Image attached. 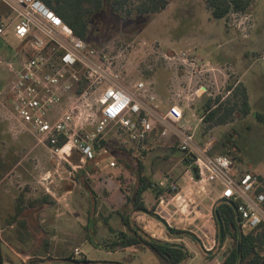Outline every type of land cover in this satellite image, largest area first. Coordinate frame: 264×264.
I'll return each mask as SVG.
<instances>
[{
    "label": "rangeland",
    "instance_id": "obj_1",
    "mask_svg": "<svg viewBox=\"0 0 264 264\" xmlns=\"http://www.w3.org/2000/svg\"><path fill=\"white\" fill-rule=\"evenodd\" d=\"M168 2L167 8L158 14L147 18L133 16L127 20H122L106 7L92 19L86 41L98 50L107 48L121 52V59L132 80L147 76L152 68L160 65L157 53L160 51H189L210 62L215 69L210 74L218 79V86L209 84V90L213 98L220 96L222 101L230 94L226 90L227 84L236 85L239 77L249 95L252 113L225 126L212 128L213 132L207 137L218 140L216 147L230 157L236 171H239L238 175L248 170L264 175V0H254L247 13L231 15L227 20L214 19L204 0ZM21 48L22 43L16 39L12 29L0 39V104H8L5 92L12 73L21 64ZM178 75L179 81L185 80L183 74ZM223 78L227 79V83ZM174 89L175 84L171 90ZM199 106L197 102L194 110L198 112ZM3 113L5 110L0 105V156L10 167L0 183L3 264H42L48 259L66 260L77 251L92 262H161L152 251L142 246L117 251L104 248L106 243L115 239L114 235L126 231L116 215L108 220V224L104 223V216L123 208L125 198L120 189L117 195L107 192L109 187L102 182L109 178L110 190L116 186L120 188L122 180L119 177L126 175L123 167L118 165L116 169L107 170L99 162L96 167H85L80 172L79 169L73 171L66 162L58 166L55 156L47 148L37 145L32 137L8 133ZM258 115H263V119H258ZM159 130L163 131L161 136L167 139L166 130ZM197 132L196 142L200 143V129H196L195 134ZM107 143L113 157H116V148L120 146L138 152L139 146L123 139L110 137ZM159 146L153 144L151 147L156 151L151 153L153 158L150 156L148 172L157 181L168 170L166 173L170 179L179 180L184 170V163L179 160L183 153L177 150L170 158L163 155L159 158ZM76 163L77 157L73 158L72 165ZM78 172L81 173L79 177L76 175ZM82 180L88 182L93 193L80 183ZM20 195L30 200L49 196L54 204H38L36 210H32L35 213L24 217L25 223L20 219L12 221L16 198ZM215 195L217 192L209 199L215 198ZM95 199L96 211L93 210ZM146 199L151 201L149 195ZM189 233L191 236H186L185 242L190 250L201 255L200 261L205 253L199 247L198 238L204 237L196 229ZM190 237L199 244L192 242ZM82 255H75V259H80Z\"/></svg>",
    "mask_w": 264,
    "mask_h": 264
},
{
    "label": "built area",
    "instance_id": "obj_2",
    "mask_svg": "<svg viewBox=\"0 0 264 264\" xmlns=\"http://www.w3.org/2000/svg\"><path fill=\"white\" fill-rule=\"evenodd\" d=\"M0 2L11 13L0 21V38L12 29L22 43L23 59L5 92L8 104H0L13 135L32 137L37 145L55 156L58 166L66 162L73 171L85 169L88 162H100L107 169H116L118 163L103 141L108 142L110 137L123 139L139 146V151L155 128L162 127L176 138L178 149L191 159L189 175L196 193L210 197L212 191H217L218 200L237 203L243 232L264 223V195L256 193L257 176L245 173L235 177L230 157L211 156L210 141L197 146L193 129L184 124L186 111H193L196 100L209 92L202 82L215 71L210 62L189 51L157 52L161 63L150 71L161 67L176 75L181 73L186 79L176 91L177 101L169 103L168 110L163 112L151 81L144 75L137 80L129 78L121 52L94 48L42 0ZM204 118L205 114L199 121L203 122ZM75 157L78 163L72 165ZM194 168L197 176L191 175ZM169 187L173 198L180 195L178 184L169 182ZM186 200L182 199L179 213ZM163 220L177 230L178 226ZM204 222L194 228L204 237L198 238L203 251L212 253L217 244L212 210ZM75 255L82 254L77 251ZM75 255L73 259L77 260ZM84 260L88 259L82 255L77 261ZM42 264L104 263L56 259Z\"/></svg>",
    "mask_w": 264,
    "mask_h": 264
},
{
    "label": "trees",
    "instance_id": "obj_3",
    "mask_svg": "<svg viewBox=\"0 0 264 264\" xmlns=\"http://www.w3.org/2000/svg\"><path fill=\"white\" fill-rule=\"evenodd\" d=\"M47 7L60 16L63 21L69 25L75 34L80 38L87 40L91 27L92 19L99 14L104 8H110L122 20H127L133 16L149 17L164 11L168 6V0H42ZM208 11L214 19H228L231 15L245 14L249 11L254 0H204ZM259 57V55H256ZM260 58V57H259ZM173 76V71L165 68H156L149 71L146 79L150 80L155 93L159 96L158 81L161 79L165 82V89H168V83ZM227 92H230L229 97L222 101V97L218 96L214 99H207L206 103L201 106L205 114L204 123H213L214 126L227 125L236 119L248 117L252 113L249 95L247 90L243 88L241 83H228L226 86ZM159 98V97H158ZM258 119L262 120L263 115H258ZM1 142V137H0ZM102 144L108 147V143L103 141ZM117 154L115 160L118 165L123 167L126 175L119 177L122 180L120 190L124 195L125 202L122 209L104 216V223L108 224V220L113 215L118 216L121 224L126 229L118 235H114L112 241L106 243L104 248L117 251L130 247L142 246L152 251L162 262V264H185L190 258V252L184 244L169 243L157 240L145 233L141 227L135 222L134 217L137 214H147L159 222H161L171 236L183 238L191 236L189 232L175 230L166 224L157 214H155L156 206L163 200L171 197L173 192L170 190L169 183L166 187H159L153 176L146 173L145 165L142 158L145 156V150H128L125 146L116 148ZM211 156L224 155V150L215 149ZM113 156V155H112ZM184 162L191 163V159L183 153ZM233 162V161H232ZM94 162L87 163V169ZM234 166V163H233ZM9 165L0 156V183L9 172ZM90 170V169H89ZM81 172V171H80ZM80 172L76 175L80 176ZM235 166L233 174H237ZM251 173L257 176L259 184L256 193L264 195V175ZM243 173V174H245ZM123 175V174H122ZM119 181V180H118ZM90 191L92 189L87 184V181H80ZM152 192L155 196V202L147 206L145 194ZM162 197V198H161ZM93 210H97L96 199L93 200ZM54 204L49 196H45L38 200L25 199L23 196H18L15 202V213L12 216V221L22 220L27 222L24 217L32 214V210H36V206ZM264 208V202H263ZM35 213V212H33ZM89 210V214H90ZM214 224L216 227L217 244L214 251L208 256V260L214 259L221 253V264H262L264 262V223L257 228L243 232L239 226V215L237 213V203L219 199L213 209ZM111 232H114L109 227ZM89 231V228L86 227ZM224 251L222 252V250ZM207 254V253H206ZM56 259H54L55 261ZM62 262L75 263H104L115 264L111 262H92L88 260L77 261L73 256ZM44 262V261H43ZM53 262V259L47 261ZM0 264H3L1 254L0 241ZM122 264V263H116Z\"/></svg>",
    "mask_w": 264,
    "mask_h": 264
},
{
    "label": "crops",
    "instance_id": "obj_4",
    "mask_svg": "<svg viewBox=\"0 0 264 264\" xmlns=\"http://www.w3.org/2000/svg\"><path fill=\"white\" fill-rule=\"evenodd\" d=\"M10 15H11L10 10L0 2V21L7 19ZM14 55H16V54H14ZM21 56H22L21 58L23 59V55H21ZM22 59H20V60H22ZM14 74H15V72H14ZM14 74L12 73V78L8 82V86L13 81L14 76H15ZM223 75H225V74H223ZM179 79H180L179 75H176V73L173 72V76L170 79V83H168L167 91H166L165 86H164L165 82L161 79L158 81L159 92H160L158 99L162 102V105L160 106L161 111H163V112L167 111L168 110V104L171 102L177 101L176 91L180 86L184 85V82L186 81V79L183 81L181 79V81H182L181 82V81H179ZM206 79H207V81L202 82V83L205 84V86L207 87V90L210 89L211 84L218 86V79H216V77L213 76L212 74L206 75L205 80ZM223 79H225L224 81L227 83V79L226 78H223ZM238 82L240 83L239 77H238L237 84H238ZM172 84L173 85L175 84L174 90H171L172 86H173ZM204 97L205 98L207 97V98L205 99ZM213 97H214L213 94L210 93V90H209L208 93L204 94L198 100H196V102L194 103V106H195V104H197V102L200 105L198 112L194 109H193V111H190V112L186 111V120L184 122V124L188 128L193 129L194 137H195V143L197 146H204V144L206 142H208V141L211 142V148L209 150V154H211L217 148L216 146H217L218 140L215 137L211 136V138H208L207 136L209 133L213 132L212 128H217L218 126H214V124L211 122L210 123H207V122L204 123V121L200 122L199 118L204 114L203 110L200 109L201 106L206 103L207 99H209V98L214 99ZM204 99H205V101H204ZM3 118H4V121L7 125L8 133H11L10 123L6 119V115L4 113H3ZM220 126H225V125H220ZM160 128H162V127L155 128V130L152 132L149 139L144 143V146H143V150L146 151V154H145L144 159L142 161H143V164L145 165V170H146L147 174H150L148 172V162L150 161V156H151V158H153L151 153L156 151L154 148H151L153 146V144H156L157 146L160 145L159 146V158L162 157L161 155H163L164 158H170V155L172 153L179 150L178 149V142H177L176 138L173 135L168 134L166 132L165 134L168 135V138L165 139L164 137L161 136V132H163V131H160L159 130ZM196 129H197V131H199V129H200V133H199L200 134L199 135L200 143L196 142V136L198 134V132L195 134ZM20 135L21 136H28L26 134H20ZM160 149H162V152H160ZM219 150H223V149H219ZM179 160H180V162L184 163V170H183L179 180L175 181V180L170 179L168 174L166 173L168 170H166L165 174L162 177H160L157 181L153 178L154 182L157 185H159V187H166L168 185V183L170 182V183L178 184L180 189H181L180 195H178L177 197L173 198L171 196V197L161 201L155 208V214H157L161 218L165 219L171 226H175V225L178 226L177 230H184V229L193 230V229H195L194 226L200 227L201 225H204L205 224V222H204L205 218H210V210H212V212H213L214 206L218 201V192L212 191V195H210V197H204L203 194L196 193L195 187H194L193 182H192L190 175H189L190 163L184 162V156L183 155ZM98 164H99L98 162L93 163L91 165L90 169L96 167V165H98ZM101 165L103 166L104 164L101 163ZM104 168H105V165H104L103 169ZM167 168H169V167L167 166ZM101 169L102 168H100V171H102ZM105 169H107V168H105ZM109 170H111V169H109ZM81 172H83V171H81ZM245 172L258 173V172L249 171V170L248 171H242V173H245ZM258 174H261V173H258ZM150 175H152V174H150ZM191 175L195 176L194 171L191 173ZM100 176H102V174ZM102 182L106 183L107 184L106 186L109 187L107 192L110 193L112 191L113 194L117 195V193H118L117 191H119L120 188L118 186H116L115 189L112 188L110 190L111 180L109 178L107 180L102 181ZM207 190L210 191V188H207ZM215 192H217V195H215L216 197L215 198L213 197V199H209V198H211V196H213L215 194ZM148 195L151 197V201H147L146 197ZM183 198L185 200L190 199V201L188 202L186 200L183 203L185 207H184V209H182L183 211L179 213L178 207L182 204ZM145 201H146L147 206L152 205L155 202L154 194L152 192L145 194ZM199 207H201V210H203V209L204 210L201 211L199 209ZM185 216H187V217H185ZM134 220L145 233H147L149 236H151L154 239L169 242V243H176V244L182 243V244H184L190 252V258L187 260V262L185 264H221V260H219V259H221L219 257L221 253L219 255H217L214 259L208 260L207 258H208V256H210L211 253L206 254L204 252L205 255L203 256L202 260L199 261V258L201 255L197 251L195 252L192 249L190 250V247L185 242V238H187L189 236L183 237V238H178V237L169 235L167 228L161 222H159L157 219H155V218H153L147 214H137L134 217ZM213 223H214V220H213ZM142 224H143V226H142ZM195 240L196 239L191 238L192 242H194ZM194 243L199 244L198 241H196ZM199 247L203 251L200 244H199ZM195 262H197V263H195ZM159 264H162V262H159Z\"/></svg>",
    "mask_w": 264,
    "mask_h": 264
},
{
    "label": "water",
    "instance_id": "obj_5",
    "mask_svg": "<svg viewBox=\"0 0 264 264\" xmlns=\"http://www.w3.org/2000/svg\"><path fill=\"white\" fill-rule=\"evenodd\" d=\"M193 171H194V174L197 176V169L194 168ZM262 264H264V262Z\"/></svg>",
    "mask_w": 264,
    "mask_h": 264
}]
</instances>
